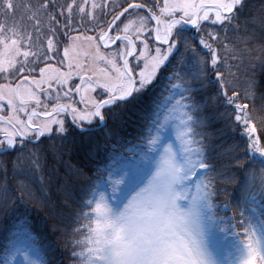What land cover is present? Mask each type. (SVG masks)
<instances>
[{
	"label": "snow or ice",
	"instance_id": "obj_1",
	"mask_svg": "<svg viewBox=\"0 0 264 264\" xmlns=\"http://www.w3.org/2000/svg\"><path fill=\"white\" fill-rule=\"evenodd\" d=\"M24 7L32 31L0 24V156L43 144L42 138L72 135L95 161L92 176L74 170L87 183L76 194L65 193L58 213L69 222L73 264H264V118L253 115L256 82L249 79L241 89L243 54L228 42L249 0H163L151 7L124 0L109 12L108 0H91L88 11L89 0H38ZM15 10L13 0H0V15ZM76 15L79 24L92 25L88 31L100 29L83 37L95 45L92 65L79 59L89 55L79 51L81 35H69L82 31ZM204 22L220 30L199 38L184 34V25L201 33ZM42 33L46 46H37L33 37ZM153 34L156 46L150 47L141 37ZM58 35L69 40L60 61H67V72L48 63L58 52ZM136 41L143 44L139 51ZM121 44L116 52L101 51ZM163 81L166 97L156 94ZM42 96L52 103L50 111ZM127 113L139 116L136 138L147 151L140 169L124 173L133 179L117 197L124 181H111L105 161H115L108 149L123 140ZM170 124L174 137L164 135ZM61 155L52 152L53 170ZM47 163L32 153L30 170L13 167V177L24 179L15 187L0 182V228L7 232L2 264H52L53 246L37 243L26 224L7 223L32 211L26 181ZM105 173L112 196L101 191Z\"/></svg>",
	"mask_w": 264,
	"mask_h": 264
},
{
	"label": "trees",
	"instance_id": "obj_2",
	"mask_svg": "<svg viewBox=\"0 0 264 264\" xmlns=\"http://www.w3.org/2000/svg\"><path fill=\"white\" fill-rule=\"evenodd\" d=\"M149 1V0H147ZM16 5V10L14 13H7L0 15V24H5L12 18L17 17V12L19 9L23 11L22 24L25 26H30L28 32L32 31V22L28 20V13L24 7L26 4L35 5L38 0H13ZM58 5L66 4L70 0H55ZM120 10V9H119ZM157 14H159L158 9H155ZM114 14V13H113ZM104 20H111V16H105ZM78 20H75L76 24H79ZM255 19V23H246V21H252ZM239 30L235 33H229V43L234 46L243 55V63L241 64L240 71L238 72L239 84L241 89L246 86L245 82L249 79L256 82L254 88V96L252 100L249 101L250 108L254 104L253 115L259 120L264 118V0H249V8L245 10V13L240 17L239 20ZM63 21L61 20V26ZM82 31L79 33L97 35L98 32L88 31L92 25L89 24H79ZM106 28V24L104 25ZM63 30V28H62ZM99 30V28H97ZM185 35H199L205 34L209 31H219L218 26L214 25H203L201 33H195L191 28L184 27ZM255 33L252 37L251 33ZM78 34L75 31L69 33V35ZM46 33H42L41 37H45ZM37 39V38H35ZM44 40V39H40ZM59 46V54L63 47L68 43V39L63 35H58L56 37ZM247 41V43H245ZM151 45H155L153 39L150 40ZM117 48V46L115 47ZM245 49L249 51H245ZM60 56V55H57ZM62 56V55H61ZM60 60V57H58ZM53 62L50 63L54 65ZM43 64V63H41ZM235 71V69H233ZM170 74V73H169ZM35 75V74H33ZM37 76V75H36ZM167 84V81H163L160 88L157 89L156 94L166 97L169 93L163 90V86ZM52 103L48 106L51 109ZM43 109V108H42ZM161 113L165 112L164 107L160 109ZM126 125L124 127L123 140L116 143L115 149L109 148L108 151L112 152L115 157V161L112 158H108L105 162L110 166V169L117 165L118 161L124 160L128 161L130 156L136 155L137 150L140 148L142 141L138 140L137 133L135 131L138 123L139 116L133 115L132 113L126 114ZM66 124L70 123L66 122ZM219 126V125H218ZM44 143L38 146H34L35 143H28L27 146L22 151L9 152L7 155L0 156V182L5 179L7 183L15 187L18 181L24 179L23 176L17 175L13 177V167L14 164L17 167L30 170L28 164V159L32 153H38L42 162L44 157H47V166L41 169V171L35 172L26 181L27 189L26 192L30 193L31 199L26 200L27 207L32 211L26 216H18L17 218H9L7 221L9 227L14 225L24 226L25 224L29 227L32 236L35 238L37 243L42 246L51 245L54 247L55 252L52 258V264H73V259L71 258V244L69 243L68 232L70 228L68 227L69 222L63 220L61 222V217L58 213L62 210L63 202L65 199V193L71 192L73 194L78 193L81 186L87 181L84 178L77 177L74 174L75 169H84L89 176L93 175L95 161L88 158L85 149L74 142V137L69 135L67 139H60L53 137L51 140L46 138ZM19 148V144L17 145ZM57 151L62 153L59 162L55 165V170H53V160L52 152ZM17 157H21L17 164ZM127 163V162H126ZM128 170L131 169L128 163L126 165ZM257 172V180L259 179L260 169L258 166H254ZM6 169L7 176L5 177L3 170ZM107 173L103 175L104 186L101 191L108 189L109 185L106 182ZM43 181V188L41 187ZM229 192L232 191V185H229ZM72 204L73 209H77L78 205L69 201ZM2 216V213H0ZM59 229H65L61 231ZM7 232L0 228V264L3 261V249L7 243Z\"/></svg>",
	"mask_w": 264,
	"mask_h": 264
},
{
	"label": "rangeland",
	"instance_id": "obj_3",
	"mask_svg": "<svg viewBox=\"0 0 264 264\" xmlns=\"http://www.w3.org/2000/svg\"><path fill=\"white\" fill-rule=\"evenodd\" d=\"M83 0H77V3H82ZM97 3H102L104 2V0H96ZM109 4H110V8H107L105 9V12H109L111 10V7H116L117 10H119V5L121 4H124V0H108ZM135 2L137 3H146L149 7L152 6V4L154 3H159V4H162L163 3V0H135ZM90 4H91V0H89V8H86V11L90 10ZM126 6V4H125ZM96 16L98 19H101L100 16H99V12L97 11L96 13ZM145 13H141V15H143ZM22 16H23V11L21 9H19V11L17 12V17L16 18H12L11 20H9L7 23H5L6 26H13L15 25L18 29L19 28H22L24 30L25 33L28 32V28H30V26H24L22 23L25 21L23 20L22 21ZM106 16H109V15H106ZM79 15H76L75 16V20H78ZM106 18V17H103V19ZM135 18V17H133ZM80 20V19H79ZM79 22V21H78ZM76 23V22H75ZM86 24H89L87 22H85ZM84 23V24H85ZM205 23V22H204ZM187 25H184V27H186ZM188 26H191V25H188ZM187 26V27H188ZM203 27V25H202ZM100 31L97 30L96 32ZM76 35H81V40L80 41H77L76 43L80 46L79 47V51H81V53L83 52H87L89 53V55L87 57H85L84 55H80L79 59L80 61L83 63V62H86L88 65H92L93 64V60H92V55L94 54L95 52V45H94V42H89L87 40H84L83 37L84 36H91L89 34H76ZM98 35V33H97ZM112 35H115V33H112ZM45 36V35H44ZM75 36V35H74ZM153 39H154V34H153ZM152 37H141V39H148V42H149V46L150 47H155V45H151L150 43V40L152 39ZM36 37L34 36L33 39H34V43L37 45V46H46V39L44 37H40L39 39H35ZM40 39H44V40H40ZM155 40V39H154ZM69 43V41H68ZM67 43V44H68ZM138 43L137 45V50L139 51L140 49L143 48V44L140 43V41H136V44ZM66 44V45H67ZM65 45V46H66ZM64 46V47H65ZM63 47V48H64ZM116 46L115 45H112L111 46V50L110 49H103L101 48V51L102 52H116L118 50H121L123 49V44H121L120 46V49L118 48H115ZM57 48H58V51H59V46L57 45ZM35 50V49H33ZM62 54H59V52H57L55 54V58L52 59V60H49L48 63H53V62H56L58 61L57 63H54V66L55 68L57 69H61L65 72L69 71V69L67 68V61H64V64L63 66L61 65L60 61L62 60L63 58V49L62 51L60 52ZM57 55H60V56H57ZM62 55V56H61ZM60 57V60L59 58ZM136 61H135V58H131L130 59V64H132L133 66L135 65ZM45 65L44 64H40L39 67H44ZM100 66H103V65H100ZM137 71H139V69H137ZM37 72H38V69H37ZM73 72H75V70H73ZM37 79H39V76L37 75L36 76ZM10 79H14L13 77H10ZM73 81L77 83V79L75 78V74L73 75ZM0 83H5L4 79L3 78H0ZM46 87V86H45ZM55 90H56V85L53 84V96L55 95ZM60 94L61 96L63 95V90L60 91ZM41 100L44 104H47L48 106L50 105L48 99L46 97H41ZM61 102H64V100H62ZM66 102V101H65ZM43 109L42 108H39L37 109V111H42ZM49 111L51 109H48ZM71 119V117L69 116V120ZM170 131L168 133H164V135H171L174 137V127L170 124ZM147 151V149L144 147V144L142 143L140 148L137 150L136 152V155H133V156H130V158L128 159V161H124V160H121V161H118L117 165L114 166L113 168H111V171H112V175H111V181H119L121 179H123L124 183H121L119 184L117 187H118V190L117 192L115 193V196H119L120 195V189H123L125 187V185L133 179V177L131 175H125L124 173L126 171H129L128 168H126V165L128 163L129 167H131V169H140L141 168V156L143 154V152ZM127 162V163H126ZM139 177L137 176L136 179H138ZM106 182L107 184L109 185V188L107 189H104V191H106L108 193V195L112 196L113 193H112V186H111V183L109 182V177H106ZM2 264V263H1Z\"/></svg>",
	"mask_w": 264,
	"mask_h": 264
},
{
	"label": "flooded vegetation",
	"instance_id": "obj_4",
	"mask_svg": "<svg viewBox=\"0 0 264 264\" xmlns=\"http://www.w3.org/2000/svg\"><path fill=\"white\" fill-rule=\"evenodd\" d=\"M203 25H211L210 23H208V22H205ZM185 28H188L187 26L185 27ZM189 29V28H188ZM193 30H194V32L195 33H197L196 32V30L193 28ZM51 65V64H50ZM79 81H77V83H78ZM77 99V98H76ZM65 102V101H64ZM66 102H70V101H66ZM50 103V102H49ZM66 122H69L70 123V120H69V117H67L66 118Z\"/></svg>",
	"mask_w": 264,
	"mask_h": 264
},
{
	"label": "water",
	"instance_id": "obj_5",
	"mask_svg": "<svg viewBox=\"0 0 264 264\" xmlns=\"http://www.w3.org/2000/svg\"><path fill=\"white\" fill-rule=\"evenodd\" d=\"M132 57H129L128 59L130 60ZM77 99H79V97H77Z\"/></svg>",
	"mask_w": 264,
	"mask_h": 264
}]
</instances>
